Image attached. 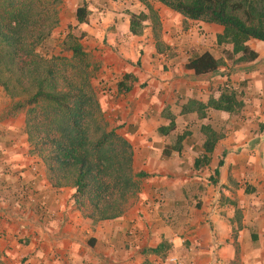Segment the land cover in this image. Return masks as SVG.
Masks as SVG:
<instances>
[{
  "label": "crops",
  "instance_id": "obj_1",
  "mask_svg": "<svg viewBox=\"0 0 264 264\" xmlns=\"http://www.w3.org/2000/svg\"><path fill=\"white\" fill-rule=\"evenodd\" d=\"M86 1L92 14L84 25L83 45L99 67L94 85L102 109L111 127L132 144L135 172L147 174L139 200L119 219L98 224L85 219L73 204L74 190H57L49 183L43 161L31 154L24 112L9 108L11 100L0 87V259L14 264H143L147 259L231 264L236 257L234 212L241 208L244 218L236 235L243 263L264 264V42H249L257 60H226L219 72L197 77L185 68L192 57L209 52L225 59L224 50L232 49L217 43L222 26L186 19L153 2L161 40L172 48L161 54L151 28L139 36L130 32V13L147 12L139 0ZM126 74L138 81L129 92H119ZM224 87L243 93L239 114L209 109L204 121L196 112L182 114L190 100L207 103L219 98ZM167 110L176 118V129L161 134L170 124ZM205 122L225 138L211 165L196 170ZM183 134L181 150H174ZM221 159L218 182L211 184ZM216 196L227 213L210 217ZM158 198L164 200L162 207H156ZM135 222L138 233L129 236ZM163 240L172 244L165 258L146 252Z\"/></svg>",
  "mask_w": 264,
  "mask_h": 264
},
{
  "label": "trees",
  "instance_id": "obj_2",
  "mask_svg": "<svg viewBox=\"0 0 264 264\" xmlns=\"http://www.w3.org/2000/svg\"><path fill=\"white\" fill-rule=\"evenodd\" d=\"M62 1L0 0V87L11 100L9 108L24 112V131L31 154L43 161L51 186L57 190L73 189L74 206L85 219L98 224L123 217L137 204L141 179L147 174L135 172L132 144L111 127L102 109L94 85L99 67L83 45L87 33L76 35L70 30L58 55L42 51L59 27ZM139 1L147 12L130 13V32L142 35L150 24L161 54L172 48L161 40L160 16L153 2L186 19L223 27L217 43L232 49L224 50L225 59H217L209 52L192 57L185 68L197 77L219 72L226 60L241 64L259 57L249 42H264V0ZM76 20L79 25L89 24L87 4L77 8ZM137 81L135 75L126 74L118 83L119 92H129ZM242 96L243 93L224 87L219 98L211 97L207 103L190 100L182 107V114L196 112L201 121L208 118L209 109L239 114L245 106ZM166 116L170 124L160 129L161 134L176 129L175 116L168 110ZM200 131L205 141L203 154L194 163L196 170L211 165L217 145L225 138V133L207 122ZM185 138L186 134L178 135L173 149L181 150ZM223 164L221 159L211 184H217ZM252 238L254 242L257 239L255 234ZM233 239L236 257L231 264H244L236 232ZM171 249L172 244L163 240L146 252L165 258ZM143 264L156 263L147 259Z\"/></svg>",
  "mask_w": 264,
  "mask_h": 264
},
{
  "label": "rangeland",
  "instance_id": "obj_3",
  "mask_svg": "<svg viewBox=\"0 0 264 264\" xmlns=\"http://www.w3.org/2000/svg\"><path fill=\"white\" fill-rule=\"evenodd\" d=\"M86 0H63L60 6V24L59 27L54 31L52 37L44 44L42 51L48 55H58L61 53V43L67 36L68 32L72 30L76 35H80L84 30V25H79L76 20V9L83 4H87ZM88 5V4H87ZM90 11V17L92 11ZM71 26V29L69 28ZM151 25L147 26L150 29ZM88 47V45H84ZM64 55H71L70 53H65ZM11 105V104H10ZM221 123V121H220ZM218 126V125H217ZM227 130L225 127L221 128V131ZM216 203H218V209L216 211V215H223L227 212H223L222 209L224 207V201L221 199V196H216L210 205V211L215 207ZM244 218L242 209L239 208L234 212L233 222L232 224L234 233L236 232V227L239 228L242 225V220ZM243 261V254L240 255ZM0 264H14L12 260H7V257H3L0 259ZM172 264H174L172 262Z\"/></svg>",
  "mask_w": 264,
  "mask_h": 264
},
{
  "label": "built area",
  "instance_id": "obj_4",
  "mask_svg": "<svg viewBox=\"0 0 264 264\" xmlns=\"http://www.w3.org/2000/svg\"><path fill=\"white\" fill-rule=\"evenodd\" d=\"M156 207H162L164 204V200L162 198H158L155 201ZM218 203H216L215 207L210 211L209 216L213 217L214 215H216V211L218 209ZM138 233V226L137 223H133L130 232H129V236H134Z\"/></svg>",
  "mask_w": 264,
  "mask_h": 264
}]
</instances>
